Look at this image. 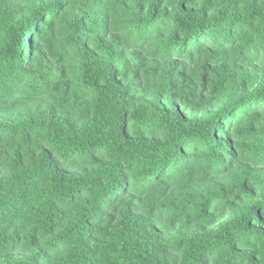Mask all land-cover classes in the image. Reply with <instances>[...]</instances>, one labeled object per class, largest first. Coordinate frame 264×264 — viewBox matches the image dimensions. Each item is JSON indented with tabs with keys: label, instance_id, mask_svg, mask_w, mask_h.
Here are the masks:
<instances>
[{
	"label": "trees",
	"instance_id": "16d2710c",
	"mask_svg": "<svg viewBox=\"0 0 264 264\" xmlns=\"http://www.w3.org/2000/svg\"><path fill=\"white\" fill-rule=\"evenodd\" d=\"M0 264H264V0H0Z\"/></svg>",
	"mask_w": 264,
	"mask_h": 264
}]
</instances>
